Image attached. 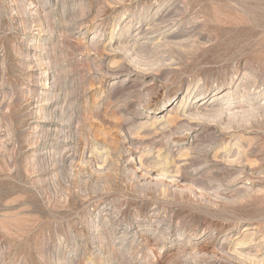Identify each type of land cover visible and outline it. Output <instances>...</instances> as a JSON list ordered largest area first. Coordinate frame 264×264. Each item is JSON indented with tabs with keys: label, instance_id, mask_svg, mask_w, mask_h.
<instances>
[{
	"label": "rangeland",
	"instance_id": "374dc122",
	"mask_svg": "<svg viewBox=\"0 0 264 264\" xmlns=\"http://www.w3.org/2000/svg\"><path fill=\"white\" fill-rule=\"evenodd\" d=\"M0 264H264V0H0Z\"/></svg>",
	"mask_w": 264,
	"mask_h": 264
}]
</instances>
